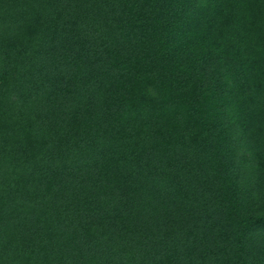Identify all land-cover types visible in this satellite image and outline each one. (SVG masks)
<instances>
[{
	"label": "trees",
	"instance_id": "trees-1",
	"mask_svg": "<svg viewBox=\"0 0 264 264\" xmlns=\"http://www.w3.org/2000/svg\"><path fill=\"white\" fill-rule=\"evenodd\" d=\"M0 264H264V0H0Z\"/></svg>",
	"mask_w": 264,
	"mask_h": 264
}]
</instances>
